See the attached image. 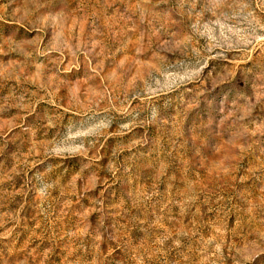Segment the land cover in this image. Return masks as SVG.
Wrapping results in <instances>:
<instances>
[{
    "label": "rangeland",
    "instance_id": "1",
    "mask_svg": "<svg viewBox=\"0 0 264 264\" xmlns=\"http://www.w3.org/2000/svg\"><path fill=\"white\" fill-rule=\"evenodd\" d=\"M0 264H264V0H0Z\"/></svg>",
    "mask_w": 264,
    "mask_h": 264
}]
</instances>
